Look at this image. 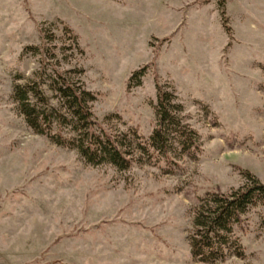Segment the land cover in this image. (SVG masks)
I'll use <instances>...</instances> for the list:
<instances>
[{"label":"rangeland","instance_id":"obj_1","mask_svg":"<svg viewBox=\"0 0 264 264\" xmlns=\"http://www.w3.org/2000/svg\"><path fill=\"white\" fill-rule=\"evenodd\" d=\"M55 72L92 93L110 135L147 149L157 80L198 149L86 164L13 101L14 85ZM245 172L264 181V0H0V264H201L193 209ZM244 220L243 257L218 264H264V210Z\"/></svg>","mask_w":264,"mask_h":264},{"label":"trees","instance_id":"obj_2","mask_svg":"<svg viewBox=\"0 0 264 264\" xmlns=\"http://www.w3.org/2000/svg\"><path fill=\"white\" fill-rule=\"evenodd\" d=\"M143 74L144 69L135 72L132 78L139 80ZM43 75L40 73L14 85L12 98L17 110L35 134L45 136L57 146L75 150L88 165L105 164L124 171L140 161L137 149L142 155H148L151 149L165 160L170 159V151L187 153L191 148L198 149L196 133L184 125L179 116L182 107L157 80L156 125L147 149L141 144L133 147L127 135L113 137L94 120L91 103L95 97L72 79L70 73L55 72L44 80ZM134 136L139 139L135 133ZM243 178L245 183L227 194L207 192L198 199L187 236L190 254L197 262L218 264L231 256L243 257L236 232L242 231L244 216L251 208L264 210V181L248 172Z\"/></svg>","mask_w":264,"mask_h":264}]
</instances>
